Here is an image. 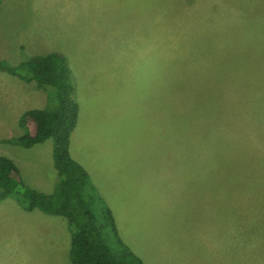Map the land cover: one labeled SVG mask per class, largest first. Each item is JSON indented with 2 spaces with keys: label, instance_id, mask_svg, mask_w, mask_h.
Listing matches in <instances>:
<instances>
[{
  "label": "rangeland",
  "instance_id": "374dc122",
  "mask_svg": "<svg viewBox=\"0 0 264 264\" xmlns=\"http://www.w3.org/2000/svg\"><path fill=\"white\" fill-rule=\"evenodd\" d=\"M97 13L120 43L108 56L118 63L114 93L99 98L113 114L99 113V147L90 148L98 184L91 180L84 195L101 240L120 264H138L134 256L142 264H264L256 211L264 194V0H1L0 60L19 67L39 51L32 40L49 43L66 57L79 104L68 56L100 45L105 29L84 26ZM7 74L21 92L35 90V81ZM78 134L74 159L86 169ZM38 163L47 178L51 164ZM29 177L31 186L37 176ZM13 245L0 264H59L67 251L33 257L11 240H0V251Z\"/></svg>",
  "mask_w": 264,
  "mask_h": 264
},
{
  "label": "crops",
  "instance_id": "0c3cea01",
  "mask_svg": "<svg viewBox=\"0 0 264 264\" xmlns=\"http://www.w3.org/2000/svg\"><path fill=\"white\" fill-rule=\"evenodd\" d=\"M105 15V14H100ZM99 13L91 16H85L84 26L87 30L92 31L95 26H99L95 31H99L100 27L105 29L104 32H99L101 43L99 45V39L97 47L89 46L85 49L84 55L77 59L74 52L71 51L69 58L75 59V73L79 78V120L77 126L71 135V147L70 152L74 158L75 150V137L78 134L79 156L80 162L85 164L86 170L90 174L91 180L98 184L93 177V174L97 176L99 174V166L97 163L98 153L90 151L92 147H99V127L100 118L99 113L113 114L112 110L99 109V98H102L105 94L112 95L114 93V74L112 69L117 66V62L109 58L111 52V46L114 44L120 47V43L114 39V33L106 31V26L111 23L108 21L104 24L100 21ZM150 18V17H149ZM51 19H53L51 17ZM129 19V20H128ZM128 25L130 22H135V16H126ZM132 20V21H131ZM76 21V16L70 17L69 23L72 24ZM126 22V21H125ZM151 24V22H150ZM80 22H76V27H79ZM92 31V32H95ZM23 42V40H21ZM31 46L35 50H39L37 55H44L56 51L55 47H51L36 38L31 41ZM115 47V46H114ZM96 52V55H94ZM99 53L101 59H99ZM96 56V57H95ZM81 61L79 62V60ZM77 60V62H76ZM79 62V63H78ZM5 74L0 75V156H7L11 158L16 165L20 168L22 177L31 174L34 184L31 186L37 190L45 193H51L53 191L54 180L57 176V170L55 168V162L53 157V141L50 139L35 144L30 148H26L18 143L19 137L24 135L27 129L21 124L22 114L32 108H45L48 102V93L43 88L39 87L36 82V88L34 91L21 92L16 86H14V76H8V72L3 71ZM16 79L23 80L16 76ZM27 82L26 80H23ZM19 82H17L18 84ZM30 93V94H29ZM35 149L36 157L31 158L27 150ZM27 152V154H26ZM39 159V160H38ZM38 162H47L51 164V170H48V177L40 176V168ZM29 177V178H32ZM245 186L247 185V176L245 178ZM1 192V188H0ZM247 192V191H246ZM257 238L259 242H264V194L257 192ZM43 227L47 228V231H43ZM50 239H46L48 234ZM41 237H44L41 239ZM71 237L72 232L69 226V220L63 215H53L45 213L40 209L25 210L14 197H8L4 200L0 199V240L20 243L22 249L21 254H29L30 256H36L41 253L42 250L49 252L52 257L58 255V253L66 251L65 259H59V264H71L70 251H71ZM63 238L64 243L61 242ZM35 243L34 250L27 249L24 244ZM52 242L51 246L46 247V243ZM44 247V248H43ZM17 246H12L11 250L0 251V253L7 257L14 252ZM67 260V261H66Z\"/></svg>",
  "mask_w": 264,
  "mask_h": 264
},
{
  "label": "trees",
  "instance_id": "16d2710c",
  "mask_svg": "<svg viewBox=\"0 0 264 264\" xmlns=\"http://www.w3.org/2000/svg\"><path fill=\"white\" fill-rule=\"evenodd\" d=\"M0 71L28 82L36 81L47 91L45 108L28 109L22 114L21 124L27 131L19 137L18 143L30 148L52 139L57 169L53 191L45 193L25 182L20 168L11 158L0 156V199L14 197L25 210L40 209L65 216L72 232V264H120L101 240L95 216L85 200V190L93 187L90 174L70 152L71 135L79 119V104L72 98L74 88L65 55L51 52L33 56L23 60L19 67L0 60Z\"/></svg>",
  "mask_w": 264,
  "mask_h": 264
}]
</instances>
